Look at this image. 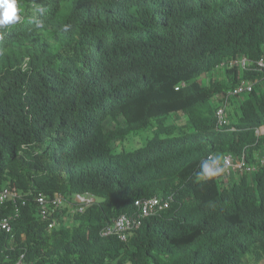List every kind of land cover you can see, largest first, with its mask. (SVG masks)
Returning a JSON list of instances; mask_svg holds the SVG:
<instances>
[{
	"label": "trees",
	"instance_id": "16d2710c",
	"mask_svg": "<svg viewBox=\"0 0 264 264\" xmlns=\"http://www.w3.org/2000/svg\"><path fill=\"white\" fill-rule=\"evenodd\" d=\"M17 3L19 22L0 30V192L97 201L47 229L30 200L0 230V264H259L264 165L228 188L201 165L264 155V0ZM238 57L250 64L226 68V84L200 79ZM242 79L256 83L214 129L213 96ZM146 129L143 145L117 150ZM168 195L125 240L100 236L136 199ZM13 212L0 202V217Z\"/></svg>",
	"mask_w": 264,
	"mask_h": 264
},
{
	"label": "clouds",
	"instance_id": "9594fccd",
	"mask_svg": "<svg viewBox=\"0 0 264 264\" xmlns=\"http://www.w3.org/2000/svg\"><path fill=\"white\" fill-rule=\"evenodd\" d=\"M19 20H20V14H19V8H18L17 0H0V30L6 29L10 25H14V24L18 23ZM241 59H245V63L243 65L239 62ZM260 61H262V64H259ZM249 64H250V61L246 57H238V58H232V59H225L214 70H219L220 69V70H222L224 72V70L226 68H234V67H236L237 69H246ZM257 65H258V67L261 68L264 65V60L263 59H259L257 61ZM214 70L212 72H210V73H207V74L201 76L200 79L203 80L204 76H206V75H208V76L211 75V74L212 75H215L214 74ZM224 75H225V73H224ZM212 82H213V80H212ZM240 82L249 83L251 85V90H252L253 87H254V85H255V83H256V79H253V80H243L242 79L239 82L235 83L234 85L227 87L224 92H222V93H216L213 96V98H212L213 102L215 103V107L213 109V116H214V118H215L214 111H215L216 106L218 105V102L223 99V97L228 93V91H230L231 89H233ZM204 83H208V81L207 82H204ZM226 83H227V81L225 82V84ZM250 91H248L246 93H242V94H240L238 96L231 97L229 99V104L230 105H229V109L227 110L228 123L225 124V125H223V126L217 127L216 126V121H214V129L219 130V129L224 128V126H226V125L229 124L230 120H232L231 110H232L233 107L236 108V106H235V100H237L239 97H241V96L249 93ZM181 119H183V117ZM226 154L231 155L234 159L235 158H239V157H243V160L245 161V163L247 165H249L251 167V170L248 171V172L247 171H242L240 173L239 172L238 173H232V174H229V175L217 174V172L221 171V169H219V168L213 169V167L211 166V162H210L209 156H214L218 160V159H220L222 156H224ZM255 157L256 158L254 160H251L250 159L249 161H247V159L245 158V156L243 154H241L239 156H235L234 154H232L230 152H224V153L213 152V153H210L206 157V161L202 163V165H201L202 174L205 177H213L215 180L218 179L221 186H223L225 188H228L230 186V184H232L235 180H237L238 178H240L243 174H246V175L252 174L257 169V165H256L257 163H259L260 165H264V157L263 156L262 157H259V154H257V155H255ZM215 164H216V160H213L212 161V165L214 166ZM13 191H15V190H13ZM16 194H18L21 198L26 199L27 203L30 202V200H32V202L34 203V197L37 196V195H34L31 198H28V197H25V196L17 193V192H16ZM77 195L80 196V197H82V198H84V199H87L88 201H86V202H79L78 201V198H77ZM42 196H44L47 199H52L55 196H60L61 197L60 203L54 208L53 212H51V214L48 216L47 219H43L38 214L37 208H36V211H35L36 214L46 224L47 229H53V228H56L57 227V222L58 221H57L56 217L58 216L59 213L63 212L62 215H60V218L61 219H62V216L64 215V213H69V215H73L74 213H83L89 206H91L92 204H94L97 201V199L95 198V196L92 195L89 192H84V193H76V192H74V193H71L69 195H64L62 193L55 192L51 196H46V195H42ZM151 197H155V198H158V199H161V200H166L167 203H168V205L165 208H163L162 210H158L155 213H149L147 215L141 216L139 218V224L141 222V219L144 218V217H146V216H150V215L151 216H159L164 210H166L169 207L170 202L172 200V196L171 195H168V196H165V197L164 196H149V197H145V198L136 199L135 201H137V200H145V199H148V198H151ZM18 200L20 202V199H18ZM135 201H134V210L132 212H130V213H121V214L113 217L111 219L110 223H107L106 225H104V226L101 227V229L99 231L100 236H103V237H106V236H115L119 240H122L123 241V240L126 239L127 235L130 232H132L134 229H136L137 227H139V225H137L136 227H131L130 229H127L125 231V233H124L125 234L124 239H121V238L117 237L115 234L103 235L101 233L104 228H107V227L112 226L114 224V221L116 220L117 217H119L121 215L129 216V217L130 216H135L138 213V211H139L138 207L135 204ZM80 208H81V210H80ZM13 211H14V209H13ZM19 211H20V209H19ZM19 211H18L17 215L19 214ZM12 215H14V212H13ZM17 215H15V217L13 219H15L17 217ZM49 223H52V226L51 227H48V224ZM11 228H12V226H11ZM16 264H19V262H17Z\"/></svg>",
	"mask_w": 264,
	"mask_h": 264
},
{
	"label": "built area",
	"instance_id": "2783aa9c",
	"mask_svg": "<svg viewBox=\"0 0 264 264\" xmlns=\"http://www.w3.org/2000/svg\"><path fill=\"white\" fill-rule=\"evenodd\" d=\"M242 65L245 63V59H241L239 61ZM262 64V61L259 62ZM251 90V85L246 82H240L233 89L228 91V93L223 97L221 101L218 102V105L215 108L214 115L216 126L220 127L228 123L227 110L229 109V99L234 96H238L242 93H246ZM211 166L213 169L219 168L221 171L217 172V174L221 175H229L232 173H240L242 171H250L251 167L245 163L243 157L233 158L231 155L226 154L217 160L214 156H209ZM216 160V164L213 166L212 161ZM79 202H86L87 199H84L77 195ZM12 199L13 201V209L14 215H7L0 217V229L6 232L11 230V220L17 215L20 207L24 206L27 201L26 199L21 198L15 191L6 188L0 192V202L5 200ZM20 199V202L19 200ZM61 197L55 196L52 199H47L42 195H37L34 197V203L37 208L38 214L43 218L47 219L48 216L53 212L54 208L60 203ZM136 206L139 211L135 216H124L121 215L116 218L114 224L110 227L104 228L102 230L103 235L115 234L117 237L124 239L125 231L130 229L131 227H136L139 225V218L141 216L147 215L149 213H155L158 210H162L165 208L168 203L166 200H161L155 197H151L145 200H137L135 201ZM81 210V208H80ZM52 223L48 224V227H51Z\"/></svg>",
	"mask_w": 264,
	"mask_h": 264
},
{
	"label": "rangeland",
	"instance_id": "374dc122",
	"mask_svg": "<svg viewBox=\"0 0 264 264\" xmlns=\"http://www.w3.org/2000/svg\"><path fill=\"white\" fill-rule=\"evenodd\" d=\"M226 78L227 77H225L224 72L221 70L219 76L217 74L216 75L211 74L206 79H203L202 81L203 82H207V81L209 82L210 80L211 81L215 80L219 84H221V83L225 84V82L227 81ZM182 117H183L182 114H179V115L176 114V115H173V116L167 118V120H172V121L174 120L175 122L181 123V122H183V119H181ZM105 125L107 127L112 126V123L110 121H107L105 123ZM152 135H153V132L151 129L138 131L135 134H130L127 139L117 141L116 148L118 151L130 150V149L135 148L137 146L143 145L144 142L146 141V139L148 137H151ZM262 156L264 157V155H262ZM262 156H261V154H259V157H262ZM62 221H63V224H65V226L71 224L72 223L71 215H69V213H64V215L62 216ZM59 224L60 223L57 222V226ZM259 264H264V259Z\"/></svg>",
	"mask_w": 264,
	"mask_h": 264
},
{
	"label": "crops",
	"instance_id": "0c3cea01",
	"mask_svg": "<svg viewBox=\"0 0 264 264\" xmlns=\"http://www.w3.org/2000/svg\"><path fill=\"white\" fill-rule=\"evenodd\" d=\"M220 69L219 70H214V74L216 75H218L219 76V74H220ZM210 73V72H209ZM208 77V75H206V76H204V78L203 79H206Z\"/></svg>",
	"mask_w": 264,
	"mask_h": 264
}]
</instances>
